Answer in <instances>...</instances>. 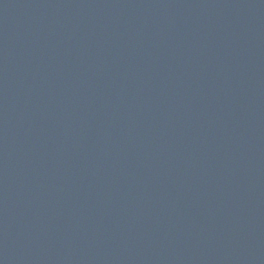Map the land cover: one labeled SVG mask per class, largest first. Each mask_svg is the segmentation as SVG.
I'll list each match as a JSON object with an SVG mask.
<instances>
[{
    "label": "water",
    "instance_id": "water-1",
    "mask_svg": "<svg viewBox=\"0 0 264 264\" xmlns=\"http://www.w3.org/2000/svg\"><path fill=\"white\" fill-rule=\"evenodd\" d=\"M0 264H264V0H0Z\"/></svg>",
    "mask_w": 264,
    "mask_h": 264
}]
</instances>
